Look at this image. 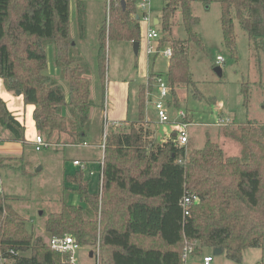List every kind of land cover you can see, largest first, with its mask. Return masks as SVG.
Instances as JSON below:
<instances>
[{"label": "trees", "instance_id": "obj_1", "mask_svg": "<svg viewBox=\"0 0 264 264\" xmlns=\"http://www.w3.org/2000/svg\"><path fill=\"white\" fill-rule=\"evenodd\" d=\"M195 1L219 4L222 42L231 55L235 52V22L246 32L251 49L264 53V0H165L161 30L170 35L178 10L187 34V38L166 41L172 51L164 73L169 107H174L173 102L178 105L181 87L196 91L190 44L204 46L194 31L199 20L192 13ZM85 14V3L76 0L79 39L85 37ZM136 16V0H108L107 18L97 35L101 82L106 73L107 41L140 42L141 19ZM69 17L70 0H0V77L7 79L10 89L19 91L25 104L34 105L35 128L45 133L46 141L80 146L87 142L94 103L89 69L75 49ZM47 44L53 46L54 64L67 83V94L47 73ZM151 76L153 72L149 81ZM241 92L246 103L244 83ZM144 93L140 85V119L144 118ZM0 126L12 140L30 145L24 138V126L1 99ZM150 127L146 121L128 132L108 131L100 192H89L80 168L63 175L64 193L74 192L85 208L61 201L58 211L44 217L46 239L29 232L11 199L0 193L1 254L12 264H78L69 260V253L49 245L54 236L70 235L79 245L98 243L100 254L94 264H185L186 246L191 247V255H201L203 248H220L235 263L242 261L247 248H258L263 264L264 120L247 118L221 128L219 137L237 142L239 155H226L207 133L200 148L179 144L174 132L155 143ZM4 158L0 156V168ZM186 195L196 197L187 205L188 214L182 205Z\"/></svg>", "mask_w": 264, "mask_h": 264}, {"label": "rangeland", "instance_id": "obj_2", "mask_svg": "<svg viewBox=\"0 0 264 264\" xmlns=\"http://www.w3.org/2000/svg\"><path fill=\"white\" fill-rule=\"evenodd\" d=\"M82 1L85 3L86 14L85 37L81 40L86 42L83 43V46L79 42L75 49L89 69L91 99L94 103L91 109V122L86 138L88 146L66 145L61 143L62 141L60 143L48 141L51 144L48 148L36 151L33 145L23 146L16 141L17 147L15 148L18 151H14V146L9 141L15 140L6 139L5 137H10V133L4 132L5 130L0 126V156L5 157L3 160L5 165L0 168L2 179V192L0 193L11 199L13 208L25 221L27 230L34 236H42L45 239L44 217L51 211H58L61 201L85 208V204L80 201L74 192L64 193L63 191L62 171L63 169L67 172L74 170L75 165L72 164L71 159H82L83 157V160L80 161L84 162L86 167L84 172L89 181V191L100 192V165L96 162L103 160L104 153L101 148L97 147L102 141L103 117L101 115L104 111V102L106 101V106L108 107L107 118L109 120L113 119L109 110L112 108L113 100L114 106L118 100L119 90H117L116 82L125 80L129 85V89H127L126 117L128 120L122 124L116 123L110 126L109 130L128 132L132 127L136 128L141 122L147 121L145 117L141 119L137 117L139 84L143 83L141 85L145 87V90H153L152 96L157 97V89L155 93V75L159 74L161 69L167 68L165 61L162 60L164 64L163 62L158 64L156 66L157 70L151 71L154 76H151L149 85L145 86L144 83L147 81L145 62L148 58L146 47L149 43L146 38L148 28L152 27L160 32V40L157 43H153V45H157L158 49L168 46L166 41L169 37L187 38L178 10L174 13L170 35L164 33L160 27L151 26L150 23L148 24L141 17L138 54H134L133 47L128 42L107 41L106 73L103 82H101L96 61L97 28H100V24H102L106 16V0ZM164 3L165 0H150L148 16L151 21L153 18H160ZM75 5L76 0H71V8L74 7L75 9ZM191 8L192 13L199 19L194 31L201 37L204 46L199 48L193 43L190 44V68L196 84V91H193L191 87H181L178 90V105L173 102L174 107L168 108L170 121L158 123L156 117L153 118L154 121L152 120L150 128L154 129L155 136H152V140L155 143H162L167 138L168 133L166 132L171 130L172 126L174 131L179 122L178 111H183L185 119L182 121L187 123L186 130L188 135H190L186 143L187 146L191 145L194 148H200L206 132L211 139L217 140L226 155H239L241 149L237 142L219 137L221 134L220 130L224 125L217 126L212 124L215 123L218 117L228 118L230 122H244L247 118L264 120V108L262 107V100L264 99V53H256L251 49L246 32L237 22L234 24L236 35L235 52L234 55L229 53L222 42L219 19L220 9L216 1H211L207 5L200 1H195ZM71 17V34L77 33L78 35L76 12ZM77 40L80 39L77 38ZM52 52V44H47L46 54L49 65L47 73L62 86L67 94V83L61 78L60 69L53 62ZM217 56H220L223 61L216 63ZM157 59L158 61L161 60L160 58ZM216 66L221 68V76L214 71ZM109 82V93L106 89L107 95L104 99L102 92L105 91V86L107 88ZM243 83L248 91L246 103L241 92ZM111 84L113 87L112 91ZM153 100L151 101L152 104ZM107 102L109 103L108 105ZM170 103L171 101L168 103L169 106L171 105ZM64 111L66 112V109ZM41 135L44 138L46 137L45 133H41ZM4 145L12 148L10 153L6 151L8 147L3 148ZM90 171L92 172L91 175L89 174ZM90 253L91 257H89ZM99 254L98 243H90L87 246L80 244L75 251L74 257L78 264H94L95 261H98ZM205 255L213 256L211 264H261L260 250L258 248H247L240 263L228 260L223 253L214 255L212 249L203 248L201 255L188 254L185 264H202V257Z\"/></svg>", "mask_w": 264, "mask_h": 264}, {"label": "built area", "instance_id": "obj_3", "mask_svg": "<svg viewBox=\"0 0 264 264\" xmlns=\"http://www.w3.org/2000/svg\"><path fill=\"white\" fill-rule=\"evenodd\" d=\"M136 7L138 11V17L140 16V19L143 18L145 22L151 23V18H149L148 16V13L150 12V0H136ZM146 38L149 41L146 47V53L148 55H158L166 60L170 59V57L172 56V51L170 46H165L164 48L158 49L157 45H153V43L154 42L157 43L160 38L159 31H157L155 28L149 27L146 33ZM221 61H223V59L220 56H217L216 63H219ZM155 85L157 89V97L153 101V108L155 111L156 119L158 123H167L170 121L169 112H168V107H169L168 102L170 101L169 86L165 80V77L161 74L155 75ZM168 96L169 98H167ZM178 119L179 122L177 123L174 129V133L177 138V142L179 144L184 145L188 142L189 137L186 130L187 123H184L182 121L185 119V113L183 111H178ZM228 123H230V120L228 118L223 119L221 117H218V119L215 121V123H213V125H217V126L226 125ZM115 124H116L115 122L110 121L104 114L103 126H102V141L97 145V147L101 148L102 151H104L105 137L109 131V127ZM31 143L36 151H39L43 148H48L51 145L50 142L46 141L40 133H36L34 135ZM80 146H88V143L84 142ZM72 162L74 165L78 166L81 170L86 169L84 162H81L80 159H74ZM102 163L103 161L101 160L100 171H99L100 183L102 177ZM0 192H2L1 176H0ZM194 200H196L195 195H186L183 197L182 205L184 209V214H188L187 205ZM49 245L52 249L56 251L69 253V260L71 262L74 263L76 261L74 255H75V251L79 248V244L75 241V239L72 236L70 235L54 236L50 239ZM190 251H191L190 246H186L184 248V255H183L184 259L187 258ZM212 261H213L212 255H205L202 257V264H211ZM0 264H12V262L7 256L2 255L0 252Z\"/></svg>", "mask_w": 264, "mask_h": 264}, {"label": "crops", "instance_id": "obj_4", "mask_svg": "<svg viewBox=\"0 0 264 264\" xmlns=\"http://www.w3.org/2000/svg\"><path fill=\"white\" fill-rule=\"evenodd\" d=\"M75 12H76V5H75V9H74V7L71 8V0H70L69 26H70V23H71V21H70V19L72 18L71 16H74ZM105 12H106L105 18H107V14H108V0H106ZM154 20H155V18H153V20L151 21V23H150L151 26L160 27L159 26V20H160V18L157 17V23H154ZM98 29L99 28H97V35H98ZM70 35L73 38V40L75 41V44L76 45L79 42H81L80 44H82L81 46H83L84 45L83 43L86 42V41L81 40V39L80 40H77V38L79 39V37H78L77 33L71 34V28H70ZM159 35H160V32H159ZM119 42H121V41H119ZM123 42H128V43H130L132 45V42H129V41H123ZM164 47H160V48H164ZM139 48H140V43H139V46H138V51H139ZM137 54H138V52H137ZM137 54H135V55H137ZM147 56H148V58H147V60L145 62V65H146V73H147V81H146V83H144L145 86H147L148 83L150 82L149 81V75H150L151 71L154 70V69L157 70V67L156 66L158 64L162 63L163 61H165V64H166V67H167L168 61H169V60H166L163 57L158 56V55H148L147 54ZM52 57H53V52H52ZM157 58H160L161 60L158 61ZM163 64H164V62H163ZM48 66L49 65H48V59H47V67ZM160 69H158V70H160ZM160 71L161 72L159 74H162L164 76L165 75L164 73L166 71V68L164 70L161 69ZM116 84H117L116 86L118 87L117 90H119V94H118V100H117L116 105L114 106V100H113V105H112V108H111L112 110L111 109L109 110V113L111 111V116L113 118L110 121H113V122L118 123V124L119 123L122 124L123 122H125V121L128 120L126 117H127V102H128L127 89H129V85H128L127 82H125V80L122 81V82H116ZM141 84H143V83H141ZM141 84H139V86ZM109 88H110V82L108 83L107 88L105 86V91L102 93V96H103L104 99H105V96L107 95L106 94V89H107V91L109 93ZM112 89H113V87H112V84H111V91H112ZM153 92H154L153 90L146 89L145 90V99H144L145 100L144 117H145V120H147L148 122H150V124H152V120L154 121L153 118L156 117L155 111H154V108H153V104L151 102L153 99L156 98V97L152 96ZM155 93H156V86H155ZM0 99L4 102V104H5L6 108H7V110L9 111V113L24 126V128H25V130H24V138L31 145L32 144L31 141H32L34 135L37 133V130L35 128V123H34V120H33L34 105L33 104H25L24 101H23V96L20 93L19 94L16 93L15 90L10 89L9 86H8L7 79L4 78V77H0ZM109 99H110V97H109ZM107 100H108V96H107ZM108 104L109 103L107 102V105ZM103 109H104V111L102 112V115L100 114L101 117H103V114H105V116L108 117V107L106 106V101L104 102ZM191 124H192V122H191ZM6 131L7 130H5L4 132H6ZM171 132H174L173 131V126L171 127V130L167 131L166 133L169 134ZM205 133H204V135H205ZM154 136H155V131H154ZM189 136L190 135H188V137ZM5 138L11 140L10 139L11 138V135H10V137H8V138L5 137ZM191 139H193V138H191ZM9 142H11L10 144H12L14 146L13 147V150L14 151H18L15 148V147H17V142L16 141H9ZM5 147H8V149H6V151H9V153H10V151H11L12 148L9 147L8 145H4L3 146V148H5ZM75 159H80V158H75ZM72 160L73 159H71V161ZM80 160H83V157ZM90 163H91V161H90ZM93 163H95V162H93ZM96 163H98L100 165V162H96ZM72 164H73V162H72ZM77 168H79V167H77L75 165L74 170H71L70 172H67V171H65V169H63V171H62V177H63V175L65 173H72ZM84 171L85 170H82L83 177L89 183L88 178H87V176H85V172ZM90 172H89V174L91 175L92 172L91 173ZM99 182H100V176H99ZM88 190H89V187H88ZM99 190H100V186H99ZM89 192H91V191H89ZM89 257H91V256L89 255Z\"/></svg>", "mask_w": 264, "mask_h": 264}, {"label": "water", "instance_id": "obj_5", "mask_svg": "<svg viewBox=\"0 0 264 264\" xmlns=\"http://www.w3.org/2000/svg\"><path fill=\"white\" fill-rule=\"evenodd\" d=\"M122 5H123V7H124V3H123V1H122ZM136 19H138V16H136ZM154 23H157V19L154 20ZM138 46H139V42L135 41V42L132 43V47H133L134 54H137V52H138ZM214 71H215L219 76H221L222 72H221V68H220V67H218V66L214 67ZM16 93L19 94V91H16ZM167 98H169V96H168ZM38 168H40V167H38ZM212 253H213L214 255H217V254L222 253V250H221L220 248H214L213 251H212ZM89 255L91 256V253H90Z\"/></svg>", "mask_w": 264, "mask_h": 264}]
</instances>
